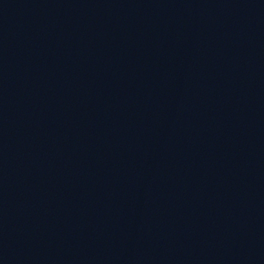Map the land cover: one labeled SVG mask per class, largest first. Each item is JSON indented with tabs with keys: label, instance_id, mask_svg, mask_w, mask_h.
<instances>
[{
	"label": "water",
	"instance_id": "95a60500",
	"mask_svg": "<svg viewBox=\"0 0 264 264\" xmlns=\"http://www.w3.org/2000/svg\"><path fill=\"white\" fill-rule=\"evenodd\" d=\"M0 264H264V0H0Z\"/></svg>",
	"mask_w": 264,
	"mask_h": 264
}]
</instances>
